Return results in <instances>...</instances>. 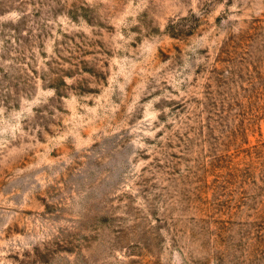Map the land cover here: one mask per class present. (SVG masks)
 Instances as JSON below:
<instances>
[{"label": "rangeland", "instance_id": "374dc122", "mask_svg": "<svg viewBox=\"0 0 264 264\" xmlns=\"http://www.w3.org/2000/svg\"><path fill=\"white\" fill-rule=\"evenodd\" d=\"M0 264H264V0H0Z\"/></svg>", "mask_w": 264, "mask_h": 264}]
</instances>
